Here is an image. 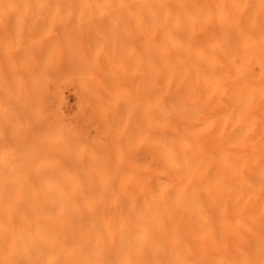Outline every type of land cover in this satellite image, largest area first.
<instances>
[{
	"label": "bare ground",
	"instance_id": "obj_1",
	"mask_svg": "<svg viewBox=\"0 0 264 264\" xmlns=\"http://www.w3.org/2000/svg\"><path fill=\"white\" fill-rule=\"evenodd\" d=\"M25 19H93L100 30H139L142 58L135 53L147 66L149 84L148 126L139 134L148 165L133 176H110L116 166L105 159L112 153L104 146L109 131L85 136L66 125V116L45 125L38 90L46 75L37 68L45 60L35 63L26 54L6 77L0 69V120L8 115L24 132L59 133L37 151L47 154L19 163L25 168L14 176L4 173L10 169L5 153L14 146L6 126L0 128V264L258 259L264 242V0H0V26L18 30L16 21ZM4 47L0 39V53ZM105 48L113 54L126 46L113 41ZM81 67V101L88 99L92 115L112 110L118 95L109 71L101 78L93 62ZM81 152L87 161L77 160Z\"/></svg>",
	"mask_w": 264,
	"mask_h": 264
},
{
	"label": "rangeland",
	"instance_id": "obj_2",
	"mask_svg": "<svg viewBox=\"0 0 264 264\" xmlns=\"http://www.w3.org/2000/svg\"><path fill=\"white\" fill-rule=\"evenodd\" d=\"M98 21L122 23L118 19ZM127 22L132 23V20ZM16 23L22 24L18 30H13V26H0V39L5 43L4 50L0 53L1 77H6L7 69L18 65L26 54L37 60L35 63L45 60V66L41 69L37 66L38 73L46 75V80L39 82L41 86L38 90L46 103L45 125L49 127L47 122L66 116V125L85 136L91 137L109 131L112 136L104 146L112 153L105 159L116 166L110 176L129 177L137 174L134 171L136 167H147V146L140 142L139 133L148 126L149 84L148 74L144 71L147 66L144 67V62L140 59L142 46L139 30H100L94 25L93 19H25L17 20ZM77 25L79 27H75ZM113 41L125 44L126 49L119 48L118 52L109 53L105 46ZM27 42L39 46L27 51L24 46ZM90 47L94 49L91 50ZM88 62H93L100 68L101 78L105 71H109L107 79L111 78L116 96L118 95L113 100L112 110L105 111L100 116L91 114V109L86 105L87 98L86 101H81L80 98L84 89L81 84L83 77L79 72H83L81 64ZM122 112L124 115H121ZM38 153L30 158L35 159ZM47 153L48 151L39 155ZM88 156V153L81 152L77 160L87 161ZM27 159L10 163V169L4 173L14 176L21 174V169L25 167H20L19 163Z\"/></svg>",
	"mask_w": 264,
	"mask_h": 264
},
{
	"label": "snow or ice",
	"instance_id": "obj_3",
	"mask_svg": "<svg viewBox=\"0 0 264 264\" xmlns=\"http://www.w3.org/2000/svg\"><path fill=\"white\" fill-rule=\"evenodd\" d=\"M115 82L113 81V84ZM262 93H264V84L261 85ZM90 102H95L89 98ZM6 126L8 141L14 146V152L5 153L6 163H18L21 159L30 158L38 150L47 144L54 143L59 133L45 132L41 128H35L29 132H24L18 122L14 118L6 115L3 120H0V128ZM264 133V127H262ZM260 257L264 260V242H261L259 248ZM118 264H126L125 261H120ZM136 264V262H132ZM242 264H255L254 260H245Z\"/></svg>",
	"mask_w": 264,
	"mask_h": 264
},
{
	"label": "clouds",
	"instance_id": "obj_4",
	"mask_svg": "<svg viewBox=\"0 0 264 264\" xmlns=\"http://www.w3.org/2000/svg\"><path fill=\"white\" fill-rule=\"evenodd\" d=\"M255 261V264H264V260H262L261 257H259L258 259L254 260ZM234 264V262H233Z\"/></svg>",
	"mask_w": 264,
	"mask_h": 264
}]
</instances>
